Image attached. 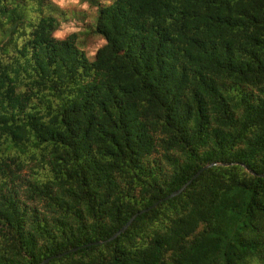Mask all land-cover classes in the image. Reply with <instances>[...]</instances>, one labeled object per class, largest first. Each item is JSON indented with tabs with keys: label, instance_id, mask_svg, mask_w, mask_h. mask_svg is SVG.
<instances>
[{
	"label": "trees",
	"instance_id": "obj_1",
	"mask_svg": "<svg viewBox=\"0 0 264 264\" xmlns=\"http://www.w3.org/2000/svg\"><path fill=\"white\" fill-rule=\"evenodd\" d=\"M90 1L0 0V264H264V0Z\"/></svg>",
	"mask_w": 264,
	"mask_h": 264
},
{
	"label": "rangeland",
	"instance_id": "obj_2",
	"mask_svg": "<svg viewBox=\"0 0 264 264\" xmlns=\"http://www.w3.org/2000/svg\"><path fill=\"white\" fill-rule=\"evenodd\" d=\"M58 9L63 11L64 16L57 18L58 25L54 30L53 35L58 39H63L72 33L85 32L82 38L83 50H85L88 58L92 60L97 49L105 43V39L101 35L92 33L94 23L97 16V7L92 4L90 0H50ZM104 4L111 0H96ZM28 19L35 20L38 17L37 11L30 9L28 12ZM92 33V34H91ZM82 34V33H81ZM22 40H19V44Z\"/></svg>",
	"mask_w": 264,
	"mask_h": 264
},
{
	"label": "water",
	"instance_id": "obj_3",
	"mask_svg": "<svg viewBox=\"0 0 264 264\" xmlns=\"http://www.w3.org/2000/svg\"><path fill=\"white\" fill-rule=\"evenodd\" d=\"M229 164H232V163H222V162H211V163H207L205 165H203L196 173H194L192 175V177H190L181 187H179L178 189L174 190L173 192L169 193L168 195H166L165 197H163L162 199H159L158 201H156L153 205H151L150 207H147V208H144V209H141L140 211L134 213L125 223L124 225H122L119 229H117L109 238L108 240H113L115 239L117 236H119L121 233H123L128 227L129 225L134 221V219L139 215V214H142L146 211H148L150 208L154 207L155 205H157L158 202H161L162 200H167V199H170L174 196H177L178 194H180L192 181L193 179H195L197 176H199V174L204 171L205 169L209 168V167H212V166H216V165H229ZM251 173H253L252 171H250ZM261 176H264V173L261 174ZM103 241L102 240H97V241H94V242H89L87 244H84L80 247H76V248H72V249H69L63 253H60V254H55V255H51L49 257H46L44 258L39 264H45L47 263L50 259L52 258H55V257H58V256H61V255H64L68 252H72V251H76L78 248H83L85 246H90V245H94V244H100L102 243Z\"/></svg>",
	"mask_w": 264,
	"mask_h": 264
}]
</instances>
